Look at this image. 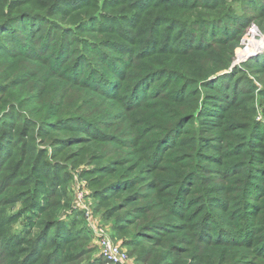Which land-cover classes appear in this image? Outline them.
I'll return each instance as SVG.
<instances>
[{"label": "trees", "instance_id": "16d2710c", "mask_svg": "<svg viewBox=\"0 0 264 264\" xmlns=\"http://www.w3.org/2000/svg\"><path fill=\"white\" fill-rule=\"evenodd\" d=\"M131 1L137 7L143 0ZM173 1L140 9V24L146 33L157 30L147 42L158 32L181 45L121 61L124 53L100 39L94 19L71 17L60 0L0 3V68L14 78L0 86V224L3 206L24 200L17 188L26 189L38 214L35 241L0 232V241L17 248L15 264L39 253L34 264H69L86 253L81 247L59 256L87 235L62 223L52 198L59 203L58 180H69V167L60 163L52 172L48 162L77 146L105 164L98 209L106 219L115 216L113 231L126 233L135 263L264 264V240L256 234L249 243L220 237L226 223L236 226L231 214L252 187L261 205L244 220L249 227L264 224V126L248 119L251 100L264 102V60H249L243 71L231 68L263 49L249 39L264 34V0ZM240 4L249 16H237ZM71 129L78 135L51 138ZM43 177L49 194L40 205ZM95 262L106 263L101 256Z\"/></svg>", "mask_w": 264, "mask_h": 264}, {"label": "rangeland", "instance_id": "374dc122", "mask_svg": "<svg viewBox=\"0 0 264 264\" xmlns=\"http://www.w3.org/2000/svg\"><path fill=\"white\" fill-rule=\"evenodd\" d=\"M5 0H0V3H3ZM61 7L71 9L69 10L71 17H76L77 14L81 13L82 15L86 16V19H94L98 30L101 31L100 39L104 41L110 40L111 43L118 48L120 51L124 53V55H120L118 60H123L128 54L133 55L134 53H154L156 50L163 51L164 49L181 45V43H175L174 41L165 42L163 35H158V32L155 36L154 42H147L146 39L147 35H154L157 30H149L146 33L147 26L140 24L143 19V16H140V9L144 8L148 4H153L155 0H143L141 2V6H135V2L131 0H60ZM233 1V0H231ZM172 2H174L172 0ZM245 3L242 1L241 4ZM230 4L235 6V3ZM239 5L237 9V16L241 17L243 15L249 16L250 12L245 11L244 8L240 7ZM138 8V9H137ZM136 16V17H135ZM59 16H55L53 19L55 21H59ZM139 21V23H138ZM158 29H161L159 27ZM158 36V37H157ZM175 36V34H174ZM264 34L260 37H252L249 40H255L256 42H261L263 44V49L256 52L255 54H251L244 58L243 60L236 63L233 61L232 65L235 64V68H239V71L242 70L243 64L249 62L252 59H262L264 60V42L261 41L263 39ZM130 40V43H129ZM142 40V44L137 45V47L132 46L134 45V41ZM159 43H162L159 44ZM136 45V44H135ZM245 48V47H244ZM243 48V49H244ZM238 49L235 51V59L237 58ZM234 59V60H235ZM178 60V59H177ZM232 67V66H231ZM24 70V69H23ZM248 75L247 73H244ZM218 76V75H217ZM215 76V77H217ZM252 78L254 86L263 89L262 86L258 83V81L253 77ZM14 78L6 76L5 72L0 68V86L5 87L9 84ZM250 107L252 109V114L248 117L249 121L252 123L262 124L264 126V102L261 101L258 97L251 100ZM20 111V110H19ZM25 111V109L23 110ZM22 117L25 116L24 112L19 113ZM22 121V120H21ZM78 135L77 133L71 131L64 133V132H56L52 134L51 138H59L65 136H73ZM48 143V142H47ZM44 146L46 144H43ZM37 148L42 149L44 147L40 146V142L37 144ZM94 152L92 149H88L86 147H75V148H64L61 149V152L57 154L56 157L53 155L48 156V162L51 163V169L56 171L58 170L55 167L57 164L59 166H63L64 164L69 167L66 173L69 175L66 178L69 180L66 183H63V177H59L58 185L60 190L63 191V195L59 197V203L57 198H52V202L54 203L53 206L59 205V214L60 218H62V223L68 224L67 228L70 230V226H75L80 231L86 230V237L84 234V238L79 239L74 244H68L67 248L68 251L62 250L59 254L60 257L65 255V257H69L71 251H74L76 248H83L84 252H86L82 257L79 258V261L75 263L69 264H108L107 262H95V259L100 254V249L98 242L95 239V236L91 233L90 227L88 222L85 219V213H82L78 210H75L72 207L73 204V195L74 191L77 187H80L85 193L89 210L92 214V220L94 224L101 225L104 227L109 234V238L113 240V242L118 243L121 248L127 253L128 255V263L127 264H141L135 263V255L130 251L129 247L125 245V242L129 241V238L126 237L125 232L115 233L113 231V227L117 224L116 219L113 216L112 218L106 219L104 216L105 211L102 209H98L102 204V199H100V189L106 184L104 179L105 175L103 173V164L100 161H96L93 157ZM19 156L9 165V174H12L15 167L18 164ZM21 162V161H20ZM64 163V164H60ZM65 167V166H64ZM49 168V167H48ZM47 168V169H48ZM43 173V169L41 170ZM61 176L62 171L59 172ZM19 184H21L22 180L21 177L18 179ZM4 182V178L0 180V192L3 191L2 183ZM100 190V191H99ZM250 190H256L254 187L248 190L247 194V202L240 206L236 204L234 211L232 212L231 216L235 219V227L231 226L230 223H226L227 230L225 232H220V237L227 240H245L249 243L250 238L256 234V237L259 240H264V224H260L258 226L252 227L248 226V220H244L246 217V213H252L254 208L253 206L259 207L261 204V196L257 192H253ZM17 192L22 195L23 202L17 201L14 204H7L3 206L1 210V217L5 223L0 224V232L4 233V237L8 238L11 236H18L26 237V241H35L34 231L37 229L36 222L38 218V214L34 212L30 207V198L26 196V189L24 188H17ZM39 195V203L40 205L44 203L43 196L49 194L48 187H46V180L44 177L40 179L38 192L36 195ZM34 195V193H33ZM58 208V209H59ZM74 209V210H72ZM30 211V212H29ZM29 212V213H28ZM28 213V214H27ZM12 219L13 222H9ZM75 220V221H74ZM210 230L212 231L210 237L214 238L218 235L217 231L215 230L216 225L214 223H209ZM54 232V231H52ZM256 232V233H255ZM30 233V234H28ZM107 233V232H106ZM1 235V234H0ZM245 235L248 237L245 238ZM5 246L7 248L5 249ZM70 251H69V247ZM28 247V245H19V248L23 249ZM261 247H264V242L261 244ZM82 251V250H80ZM13 253L17 252V248H12L9 242H2L0 241V264H15L14 261H17L18 258L11 257ZM264 252V250H263ZM28 254L26 257H28ZM41 253L36 254L32 258H23L24 260L20 261L22 264L23 261H26L25 264H34L36 258H40ZM264 258V256H262Z\"/></svg>", "mask_w": 264, "mask_h": 264}, {"label": "built area", "instance_id": "2783aa9c", "mask_svg": "<svg viewBox=\"0 0 264 264\" xmlns=\"http://www.w3.org/2000/svg\"><path fill=\"white\" fill-rule=\"evenodd\" d=\"M86 202V193L80 187H77L74 191L72 207L75 210L85 213V219L89 224L91 233L95 236L99 245L100 254L98 256H101L108 264H127L129 260L127 253L118 243H114L109 238L107 235L109 233L104 227L93 223L92 214Z\"/></svg>", "mask_w": 264, "mask_h": 264}, {"label": "water", "instance_id": "95a60500", "mask_svg": "<svg viewBox=\"0 0 264 264\" xmlns=\"http://www.w3.org/2000/svg\"><path fill=\"white\" fill-rule=\"evenodd\" d=\"M261 41L264 42V37H263V39H261ZM234 66H235V64L232 65V67H234ZM232 67H231V68H232ZM230 70H231V69H230ZM230 70H229V71H230ZM220 74H222V73H220ZM220 74H219V75H220Z\"/></svg>", "mask_w": 264, "mask_h": 264}]
</instances>
